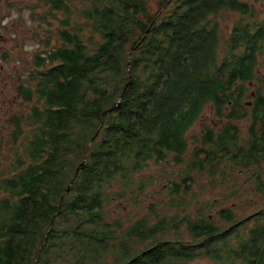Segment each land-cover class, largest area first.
<instances>
[{
  "label": "trees",
  "instance_id": "obj_1",
  "mask_svg": "<svg viewBox=\"0 0 264 264\" xmlns=\"http://www.w3.org/2000/svg\"><path fill=\"white\" fill-rule=\"evenodd\" d=\"M31 18L0 264H264V206L244 213L264 200V0H36Z\"/></svg>",
  "mask_w": 264,
  "mask_h": 264
},
{
  "label": "rangeland",
  "instance_id": "obj_2",
  "mask_svg": "<svg viewBox=\"0 0 264 264\" xmlns=\"http://www.w3.org/2000/svg\"><path fill=\"white\" fill-rule=\"evenodd\" d=\"M36 0H1L0 1V144L5 140H11V132L13 129V117L21 112L28 111V106L24 103L19 95L18 87L22 84L27 85L30 81V75L33 70V58L36 51L40 48L35 27L40 24V21L31 18V11ZM43 10H40L41 12ZM262 81L264 80V65L258 72ZM263 86L264 83L262 82ZM256 88L252 87V91ZM210 110L205 112L203 124H213L215 118L210 115ZM249 123L244 122L241 126L244 136H247V127ZM200 125L196 128L198 132ZM10 150L5 147V156L2 159V164L8 166L11 162V155L8 156ZM1 154V151H0ZM264 165V163H263ZM3 169H7L2 166ZM156 167L152 168V171ZM166 182V181H165ZM208 183V179H206ZM164 185V184H163ZM162 184L155 182L149 188V195L158 196V191ZM208 199L219 198L222 191L218 187L206 188ZM253 197V196H250ZM147 203H150L152 198H147ZM254 201V200H253ZM255 207L251 210H246L244 213L249 214L264 206V200L255 201ZM225 204L230 206L244 207L239 200L233 199ZM118 206L112 205L111 210L116 211ZM127 211H131V215L142 213L141 205L128 207ZM120 214V213H118ZM124 214V213H123ZM193 264H211L209 261L198 260Z\"/></svg>",
  "mask_w": 264,
  "mask_h": 264
},
{
  "label": "water",
  "instance_id": "obj_3",
  "mask_svg": "<svg viewBox=\"0 0 264 264\" xmlns=\"http://www.w3.org/2000/svg\"><path fill=\"white\" fill-rule=\"evenodd\" d=\"M252 94H253V96L255 95V93H252ZM249 105H251V102H249ZM84 164H85V162L82 163L81 166L77 169V174H76L75 178L73 179V181H74V180L76 179V177L78 176V173H79V171H80V168L83 167Z\"/></svg>",
  "mask_w": 264,
  "mask_h": 264
},
{
  "label": "flooded vegetation",
  "instance_id": "obj_4",
  "mask_svg": "<svg viewBox=\"0 0 264 264\" xmlns=\"http://www.w3.org/2000/svg\"><path fill=\"white\" fill-rule=\"evenodd\" d=\"M1 1V0H0ZM264 81V80H263ZM264 83V82H263ZM20 87V86H19ZM19 87H18V90H19ZM255 88L257 89L258 88V85L255 86ZM20 97H22V94L19 93Z\"/></svg>",
  "mask_w": 264,
  "mask_h": 264
}]
</instances>
